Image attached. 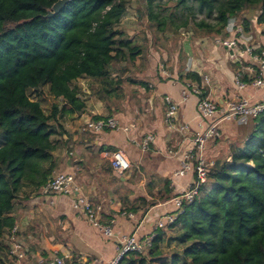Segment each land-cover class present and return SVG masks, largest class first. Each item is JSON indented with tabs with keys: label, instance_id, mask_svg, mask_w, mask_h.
I'll return each instance as SVG.
<instances>
[{
	"label": "trees",
	"instance_id": "obj_1",
	"mask_svg": "<svg viewBox=\"0 0 264 264\" xmlns=\"http://www.w3.org/2000/svg\"><path fill=\"white\" fill-rule=\"evenodd\" d=\"M57 1L0 0V239L15 223L9 215L23 181L38 190L50 176L55 131L49 122L59 113L85 108L73 83L96 79L98 94L108 98L121 86L110 78L109 68L133 63L143 54L142 46L115 28L130 0H69L47 17ZM152 1H142L139 16L146 15L150 27L161 33L169 26L174 31L186 27L196 14L204 19L192 21L193 29L206 35H221L230 20L239 21L245 12L251 16V21L241 19L245 32L264 24V0H169L174 10L187 12V19L176 26L170 17L154 12ZM170 15L175 17V11ZM184 78L201 81L191 72ZM45 87L64 103L61 110L54 105L50 116L27 94ZM212 163L199 197L184 204L170 227L180 229L172 240L183 247L181 253L164 257L160 230L143 253H127L118 264H264V111L252 118L241 147L229 146ZM45 164L50 165L46 170ZM156 182L145 185L152 200L138 199L136 207L150 208L171 198L168 181L153 194Z\"/></svg>",
	"mask_w": 264,
	"mask_h": 264
},
{
	"label": "crops",
	"instance_id": "obj_2",
	"mask_svg": "<svg viewBox=\"0 0 264 264\" xmlns=\"http://www.w3.org/2000/svg\"><path fill=\"white\" fill-rule=\"evenodd\" d=\"M259 26L250 28L241 38L255 49L264 48V32L257 34L256 31ZM205 48L201 45L191 51L185 47L183 71L174 72L168 79L162 77V71L156 73L145 68L144 75L139 79H114L121 82L120 92H113L108 98L88 93V97L82 99L85 104L82 112L59 113L53 119V169L48 179L55 173H73L79 194L93 205L102 206L100 224L110 227L113 237L104 236L73 209L75 195L41 196L39 189L30 190L25 192V217H20L14 208L9 215L22 230L20 240L28 254L25 264H37L38 259H49L54 254L72 264H110L122 237L134 234L142 239L153 231L160 217L174 212L172 197L185 191L192 180V173L176 175L181 157L192 148V137L200 126L217 122L220 117L201 122L197 111L198 101L204 98L219 106L238 99L264 101V86L255 88L248 84L243 90L234 86L237 72L242 73L244 82H249L247 68H255V65L248 57L244 56L241 63L234 64L221 47L211 45ZM188 72L197 74L201 81L207 76L210 84L203 86L200 95L190 93L185 102H180L181 91L191 83L184 78ZM34 92L37 96L42 94L41 90ZM167 96L179 103L178 123H185L189 127L183 134L173 132L166 126L163 98ZM107 101L108 106L105 105ZM56 106L61 110L64 103ZM107 115L115 117L129 131L92 134L82 130L93 117ZM218 128L220 138L211 141L206 149V158L210 162L221 154L220 145L230 144L241 128L250 130L252 123L245 117H237L220 122ZM145 135H152L154 140L147 151H141L133 140H140ZM222 138H229L230 141L224 142ZM115 154L121 155L129 165L122 173H117L111 166L110 159ZM154 180L158 182L153 194L156 195L164 181H168L172 188L171 198L150 208L139 209L136 207L138 199L145 198L146 202L152 200L145 191V185ZM132 207H136L135 211ZM124 214H131L133 218ZM179 234L177 226L163 230L164 243L161 247L166 248L168 243L175 245L172 239ZM0 246L4 248L0 260L12 264L7 258L4 241H0ZM177 250L178 254L181 253L182 246H178Z\"/></svg>",
	"mask_w": 264,
	"mask_h": 264
},
{
	"label": "built area",
	"instance_id": "obj_3",
	"mask_svg": "<svg viewBox=\"0 0 264 264\" xmlns=\"http://www.w3.org/2000/svg\"><path fill=\"white\" fill-rule=\"evenodd\" d=\"M226 35L228 37H226ZM245 35L241 21L230 20L221 35L216 36L213 40L214 45L221 47L225 52L229 61L234 64L241 63L244 56L248 57L252 64L255 65L247 68L249 82L242 80V73L237 72L234 77V86L238 90H243L248 84L255 88L264 86V48L255 49L247 45L244 39ZM210 80L207 76L202 78L199 84L191 82L181 91V101L185 102L190 93L200 95L203 86H209ZM163 102L166 107L165 123L169 130L183 134L188 131L189 127L185 123H178L177 114L179 103L170 97H164ZM198 116L201 122L220 116L217 122L201 125L199 131L194 133L192 137V148L186 151L179 162V168L176 172L177 176H184L192 173L191 183L187 189L179 195L171 199L174 208L173 213H169L160 217L153 227V231L144 238H138L136 235H128L122 237L116 247V254L110 264H118V262L127 253H143L150 246L151 240L157 235L158 231L169 229L175 222L178 215L183 212L184 204L192 203L200 195L201 188L207 183L208 169L212 166V162L206 158V149L211 141L220 138L218 124L222 121L234 120L237 117L251 116L257 117L264 111V101L251 102L246 99H238L228 101L219 106L215 102L208 99H200L197 103ZM84 132L99 134L102 132H124L129 131L128 127L122 126L113 116H103L97 120H89L85 123ZM152 135H145L140 140H133L141 151H147L149 145L153 142ZM110 163L117 173H122L128 168L127 162L121 155L115 154L111 157ZM41 196H69L75 195L72 203L73 209L85 219L93 228L99 230L104 236L111 238L112 230L110 227L100 224V213L102 206H95L84 195L79 194V188L75 183L73 173H55L50 179L38 190ZM132 219L131 214H124ZM22 230L19 224L14 223L11 228L4 231L0 241H4L6 245L7 258L12 264H25L28 260V254L20 240ZM1 261V260H0ZM1 264H5L1 261ZM37 264H72L67 262L64 257L54 254L49 259H38Z\"/></svg>",
	"mask_w": 264,
	"mask_h": 264
},
{
	"label": "rangeland",
	"instance_id": "obj_4",
	"mask_svg": "<svg viewBox=\"0 0 264 264\" xmlns=\"http://www.w3.org/2000/svg\"><path fill=\"white\" fill-rule=\"evenodd\" d=\"M143 0H130L128 3L126 10L120 19L119 24L115 27L117 30L123 32L129 40L134 43L142 46L143 54L141 58H136L133 63H119L114 64L109 68L110 78L114 81L125 79H139L144 75L145 68L152 69L153 72L160 73L162 71L163 78L168 79L173 73L176 71H183V51L186 47L187 50L194 51L197 49V46L200 47L204 45L208 49L211 45H214V38L216 36L206 35L202 32H195L192 26V21L198 22L204 19V16L196 14L194 17L188 18V25L186 27H180L176 31H174V26H169L166 28L164 32H157L155 27H150L152 24L148 22V18L146 15L140 17V13L143 12ZM161 6V8H158ZM165 7L163 10L162 7ZM173 4L169 2V0H153L152 8L155 13L159 14V17H170L173 23L176 25H181L187 19V12H182L180 8L174 10ZM175 11V17L170 14ZM258 14L255 11L254 15ZM242 18H247L251 21V16L245 12L241 18L238 20L241 21ZM208 22H212L211 19L207 20ZM151 24V25H150ZM173 29V30H172ZM257 34L260 32H264V26H259L257 29ZM124 70V71H123ZM120 82V81H119ZM73 85H76L80 90V98L85 100L88 97V93L90 95L98 94V89L100 87V83L96 79H91L87 77L80 78L76 80ZM41 96H37L33 90H29L27 92L29 98L33 101H38L41 105L42 110L44 111L46 116H50L52 112V104L63 103L62 100H54L49 96L47 88H43L41 90ZM55 104V105H57ZM105 105H109L108 101ZM108 116V115H107ZM247 121L252 123L251 116H245ZM52 128L55 129L53 124V120L49 122ZM243 128L240 129L237 137L232 138L230 144L220 145L222 147V151L220 155H225L228 153V147L234 146L236 148H240L244 136L251 131L247 129L244 131ZM229 138L224 139V142L230 141ZM49 164H45L43 169H48ZM53 169V168H52ZM52 172V171H51ZM51 172L49 175H51ZM31 185L26 184L25 180L23 181V187L21 188L18 196L14 200V209H16L20 213V217H25V192L34 190ZM36 190V189H35ZM167 247L169 248L166 251ZM167 247L162 246V253L164 257L179 252L177 250L178 245H171L168 243ZM183 248V247H182ZM160 264V263H157Z\"/></svg>",
	"mask_w": 264,
	"mask_h": 264
},
{
	"label": "water",
	"instance_id": "obj_5",
	"mask_svg": "<svg viewBox=\"0 0 264 264\" xmlns=\"http://www.w3.org/2000/svg\"><path fill=\"white\" fill-rule=\"evenodd\" d=\"M69 0H58L53 6L51 7V10L47 11V17L54 16L57 14L68 2Z\"/></svg>",
	"mask_w": 264,
	"mask_h": 264
}]
</instances>
